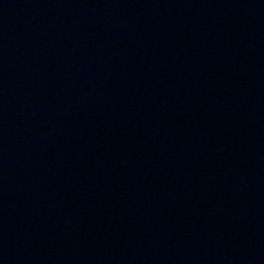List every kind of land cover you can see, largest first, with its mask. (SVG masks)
Wrapping results in <instances>:
<instances>
[{"label": "water", "instance_id": "water-1", "mask_svg": "<svg viewBox=\"0 0 264 264\" xmlns=\"http://www.w3.org/2000/svg\"><path fill=\"white\" fill-rule=\"evenodd\" d=\"M0 264H264V0H0Z\"/></svg>", "mask_w": 264, "mask_h": 264}]
</instances>
